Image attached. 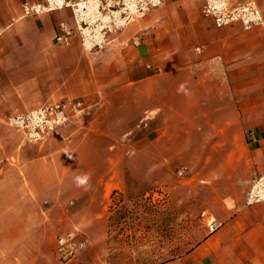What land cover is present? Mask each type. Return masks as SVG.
<instances>
[{
  "label": "crops",
  "instance_id": "1",
  "mask_svg": "<svg viewBox=\"0 0 264 264\" xmlns=\"http://www.w3.org/2000/svg\"><path fill=\"white\" fill-rule=\"evenodd\" d=\"M43 1L0 0V264H103L87 245L64 262L56 243L84 239L75 223L105 225L113 194L135 189L119 155H142L144 190L185 173L204 207L200 241L161 264H264V203L245 206L264 176V28H217L204 0H167L87 55L78 37L56 44L70 10L22 16ZM251 1L264 17V0ZM66 99L91 115L36 144L7 135L10 117Z\"/></svg>",
  "mask_w": 264,
  "mask_h": 264
},
{
  "label": "built area",
  "instance_id": "2",
  "mask_svg": "<svg viewBox=\"0 0 264 264\" xmlns=\"http://www.w3.org/2000/svg\"><path fill=\"white\" fill-rule=\"evenodd\" d=\"M167 0H44L39 3L24 2L21 5L23 17H38L63 10H70L74 27L62 23L55 41L59 46H68L78 37L87 55H98L108 50L113 34L124 31L135 21L144 19L149 13L161 8ZM203 16L211 19L217 28L240 24L246 32L264 28V17L254 1L204 0ZM139 45V41H134ZM200 52V49H197ZM91 108L83 101L66 99L47 104L26 113L10 117L7 125L24 137L26 144L45 141L65 125L89 117ZM150 118L140 121L138 129L148 130ZM249 143H254L253 133L247 134ZM264 203V176H257L251 182L245 206ZM220 224L212 221L209 231L214 232ZM87 242L80 239L78 232H70L57 239L56 252L64 262H70Z\"/></svg>",
  "mask_w": 264,
  "mask_h": 264
},
{
  "label": "rangeland",
  "instance_id": "3",
  "mask_svg": "<svg viewBox=\"0 0 264 264\" xmlns=\"http://www.w3.org/2000/svg\"><path fill=\"white\" fill-rule=\"evenodd\" d=\"M139 123L135 132L143 131L138 129ZM7 135L23 136L9 127ZM115 162L132 171L135 189L113 194L105 225L74 224L87 241L82 255L88 253L93 261L102 251L103 256L99 257L103 264H161L180 257L200 241L206 229L204 207L196 202L197 194L191 191L185 173L174 176L178 185L160 182L144 190L142 155H119ZM93 214V209L86 212L88 217Z\"/></svg>",
  "mask_w": 264,
  "mask_h": 264
}]
</instances>
